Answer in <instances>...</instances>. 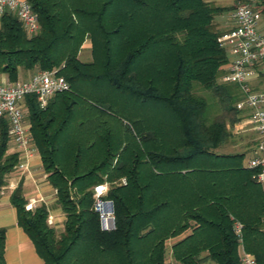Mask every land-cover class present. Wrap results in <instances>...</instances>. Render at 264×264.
<instances>
[{
  "label": "trees",
  "instance_id": "obj_1",
  "mask_svg": "<svg viewBox=\"0 0 264 264\" xmlns=\"http://www.w3.org/2000/svg\"><path fill=\"white\" fill-rule=\"evenodd\" d=\"M26 1L37 31L28 35L12 12L0 15V74L14 81L20 70L53 69L68 84L43 108L25 97L31 143L62 229L46 223L44 204L26 210L19 188L9 196L41 264H240V245L264 264L258 170L244 151L221 150L244 117L238 87L219 81L227 58L217 37L230 26L216 18L233 4ZM85 39L90 59L80 61ZM199 91L214 100L210 117ZM6 143L1 121L0 187L16 162ZM101 182L109 229L92 207V186ZM3 246L0 228V264Z\"/></svg>",
  "mask_w": 264,
  "mask_h": 264
},
{
  "label": "built area",
  "instance_id": "obj_2",
  "mask_svg": "<svg viewBox=\"0 0 264 264\" xmlns=\"http://www.w3.org/2000/svg\"><path fill=\"white\" fill-rule=\"evenodd\" d=\"M229 1L233 10L229 13L231 25L220 33L217 42L226 52L227 62L220 82L235 84L240 96L236 107L243 112V118L258 134L253 154L247 161L249 167L258 170L256 180L264 190V32L259 29L262 17L256 9L259 0H213ZM12 12L25 32L30 35L37 31L36 14L26 0H0V15ZM66 80L55 70H36L25 79L0 81V122L6 127V134L16 150L26 156L33 147L29 132V123L25 120V97L33 95L40 108L54 94L67 89ZM16 167L23 168L25 163L18 161ZM123 183L124 180L120 179ZM107 183L101 182L92 186L93 210L97 213L102 229L112 227V210L108 201L102 200L106 193ZM33 199L24 205L26 210L32 208ZM110 205L107 213L102 211L106 204ZM46 223L50 225L52 218L47 214ZM235 233L240 236L241 225L235 224ZM240 239V238H239ZM240 264H257L255 257L246 252L240 245Z\"/></svg>",
  "mask_w": 264,
  "mask_h": 264
},
{
  "label": "crops",
  "instance_id": "obj_3",
  "mask_svg": "<svg viewBox=\"0 0 264 264\" xmlns=\"http://www.w3.org/2000/svg\"><path fill=\"white\" fill-rule=\"evenodd\" d=\"M219 21H221L220 25L224 28L231 25L230 17L227 22ZM31 71L33 70H20L18 77L24 74L28 77ZM4 80H6V77L0 74V81ZM239 129L238 126L234 127L233 132H241L242 130L240 131ZM253 132L255 131L253 130ZM6 144L5 153H16V162L12 169L4 175V183L0 187V228L4 229V264H41V260L36 254L31 241L16 223L15 209L9 201V196L14 189L19 188L25 204L29 199H33L34 203L32 206L36 207L40 204H50L55 200V191L46 179V173L42 170L39 156L34 147L24 156L16 150L8 136ZM18 161H23L25 167H16ZM53 212L60 214V210L57 207L53 209ZM173 241L174 239L168 240L169 243ZM205 264L213 263L208 261Z\"/></svg>",
  "mask_w": 264,
  "mask_h": 264
},
{
  "label": "rangeland",
  "instance_id": "obj_4",
  "mask_svg": "<svg viewBox=\"0 0 264 264\" xmlns=\"http://www.w3.org/2000/svg\"><path fill=\"white\" fill-rule=\"evenodd\" d=\"M216 3H225L228 4L227 6H231V2L229 1H219ZM258 8L264 9V2H262L261 0H259L257 2ZM228 13H230L229 11L224 13V15L222 17H217L216 20H222V22L224 21H228L229 17H228ZM224 28V27H223ZM259 29L261 31L264 32V13L262 14V17L259 20ZM78 58L80 61H88L90 59V54H89V42L87 39H85L81 46H80V50L78 52ZM34 71V70H33ZM31 71L30 74L33 72ZM27 78V75H23V76H19L16 79H25ZM7 81V80H6ZM200 94H202L204 97H206L208 99L210 108H209V113L208 116L210 117L211 114H213V106H214V100L210 99V96L208 95V93L204 92H200ZM25 115V120H27V111L24 112ZM239 127L240 131L239 133H234V137L230 138L224 145L223 147H221L222 151H244L246 153L245 155V161L247 162L249 160V158L251 157V155L253 154V149L255 148V144L258 140V134L256 132H253V129L250 127V125L247 123V120L245 118H242L241 120H239L238 122L235 123L234 127ZM233 127V128H234ZM33 205V203H32ZM47 210H48V214H50L51 218H52V223L49 225L51 227H53L55 229L56 232L60 231L62 229V212L60 211V214H56V212H53V209L56 207L55 205V201L53 200L50 204H46L45 205ZM32 208H34L32 206ZM58 208V207H57ZM56 214V215H55ZM61 218V219H60ZM169 242L166 241L165 242V261L167 262H171V259L169 257Z\"/></svg>",
  "mask_w": 264,
  "mask_h": 264
},
{
  "label": "bare ground",
  "instance_id": "obj_5",
  "mask_svg": "<svg viewBox=\"0 0 264 264\" xmlns=\"http://www.w3.org/2000/svg\"><path fill=\"white\" fill-rule=\"evenodd\" d=\"M109 210H110V205L108 203L102 207V211L104 213H107Z\"/></svg>",
  "mask_w": 264,
  "mask_h": 264
},
{
  "label": "water",
  "instance_id": "obj_6",
  "mask_svg": "<svg viewBox=\"0 0 264 264\" xmlns=\"http://www.w3.org/2000/svg\"><path fill=\"white\" fill-rule=\"evenodd\" d=\"M109 202V201H108ZM109 204H110V202H109ZM111 205V204H110Z\"/></svg>",
  "mask_w": 264,
  "mask_h": 264
}]
</instances>
